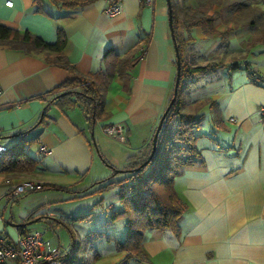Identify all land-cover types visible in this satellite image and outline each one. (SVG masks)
Segmentation results:
<instances>
[{
	"label": "crops",
	"instance_id": "obj_1",
	"mask_svg": "<svg viewBox=\"0 0 264 264\" xmlns=\"http://www.w3.org/2000/svg\"><path fill=\"white\" fill-rule=\"evenodd\" d=\"M7 1L13 4L7 5ZM73 1L69 5L55 0H0V23L29 30L49 43H55L62 30L67 41L61 53L67 64L56 60L57 52L27 50L0 41V145L10 147L26 132V138H34L25 143L26 149L36 160L33 170L0 172V234L11 238L40 229L28 224L21 230L14 224L30 217L49 226L58 223L55 218L67 222V212L47 203L56 190L72 194H62L58 200L83 202L70 214H79L84 208L93 212L81 219L82 236L93 238L99 227L91 220L99 218L101 211L109 215L110 210L107 206L100 212L94 209L99 192L84 195L75 191L89 188L86 192H90L96 187L94 182L112 174L104 158L124 168L131 160L144 157L174 92L176 50L164 0H156L154 6L123 0L120 11L113 14L105 10L107 0ZM231 27L236 30L229 24L224 31ZM180 32L187 37L181 23ZM192 34L188 42L201 55L199 47L209 36L200 28ZM227 43L230 61L211 74L220 88L214 89L207 76L185 96L186 109L203 114V124L197 130L200 161L185 165L174 181L177 194L186 203L179 231L147 229L143 248L149 261L132 259L130 264H264V124L258 116V107L264 102V41H251L234 31ZM109 49L120 55L121 64L106 90L100 119L91 121L81 105L54 101L61 85L78 75L104 70ZM233 63L238 67L230 68ZM201 87L207 100L199 105ZM209 99L213 101L210 105ZM118 122L126 126V142L103 130L104 125ZM111 142L115 148L109 146ZM41 144L48 147V154L41 153ZM27 180L64 188L41 187L11 195L15 184ZM113 200L111 206L121 208L119 199ZM15 202L40 203L23 208ZM116 221L120 229L109 232L106 239L98 232L101 241L112 245L106 253L109 259L104 261L98 251L92 264H114L126 254L117 241L125 236L127 220ZM73 252L71 248L65 254Z\"/></svg>",
	"mask_w": 264,
	"mask_h": 264
},
{
	"label": "trees",
	"instance_id": "obj_2",
	"mask_svg": "<svg viewBox=\"0 0 264 264\" xmlns=\"http://www.w3.org/2000/svg\"><path fill=\"white\" fill-rule=\"evenodd\" d=\"M55 1L69 5L74 3L73 0ZM198 2L200 5L198 9L181 14L176 2L172 0L175 35L182 58L181 79L177 98L164 120L154 155L147 164H144L153 148L152 138L146 155L138 161L131 160L124 168H121L124 169L123 172H115V169L118 168L104 158L105 162L113 169L112 174L94 182L92 186L96 187L90 192H86L89 188L75 191V193L81 192L88 195L100 193L112 187H119L118 198L121 208L114 206L107 208L110 210L109 214L112 219L126 218L127 220L125 236L122 240L117 241L118 248L125 251L126 254L114 264H130L132 259L141 262L149 261L143 248L147 229L170 227L179 231V218L186 203L177 194L174 181L185 165L200 161L201 150L197 145V130L203 124V114H196L186 109L187 99L184 96V91L191 88L200 78L225 65L217 61L196 65L187 59L184 55L185 45L193 39V30L200 28L207 36L218 34L223 39L228 36L231 29L219 31L216 26L217 21L229 22L240 15H249V24L253 30H257V22L263 18L262 10L253 7L249 0H198ZM216 6L219 8H215ZM209 8H214L213 12L209 13ZM180 23L187 31V37L180 32ZM58 34V40L55 43H49L29 30L20 31L0 23V41L27 50L57 52L56 60L67 64L64 55L61 54L67 43L66 37L62 30H59ZM104 61L106 63L104 70L78 75L74 80L61 85L54 101L60 99L63 103H68L69 106L81 105L91 121L96 122L100 119L105 111L106 90L116 75L121 58L114 49H109L104 56ZM236 67H238L237 63L230 66V68ZM19 136L21 137L19 141L8 147L10 153L5 156L2 154L0 157V172H22L34 169L36 160L29 154L25 144L33 142L34 138H26V132L20 133ZM119 173L126 174L119 179H113ZM41 186L42 188H64L53 183H45ZM92 214V211L82 212L80 217L85 219L91 217ZM43 217L41 216L40 219ZM31 219V217L27 218L23 222L26 223ZM55 220L59 224H68L60 218H55ZM26 227L27 225L20 228L24 230ZM70 230L74 236L73 230L71 228ZM22 233H26V231ZM73 260L71 258L68 264Z\"/></svg>",
	"mask_w": 264,
	"mask_h": 264
},
{
	"label": "rangeland",
	"instance_id": "obj_3",
	"mask_svg": "<svg viewBox=\"0 0 264 264\" xmlns=\"http://www.w3.org/2000/svg\"><path fill=\"white\" fill-rule=\"evenodd\" d=\"M164 1H165V3H167V0H164ZM174 2H176V5L181 10V14H185L186 12H192L193 10L198 9L200 6L198 0H174ZM249 2L253 7L257 8L258 10H262V12H263V18L261 20H258V22H257V28L258 29L253 30V27L251 26V24H249L250 23L248 21L249 15H240L235 20H231L229 22L217 21L216 26L220 31H224L229 24H233L234 27L236 28V30H233V27H231L232 32L230 31L228 36H225L223 39H221L220 35H218V34L213 35V36H209L208 40L206 42L202 43V45L200 47L198 44V47L202 48V50H203V53L201 55H199V53H200L199 49L197 51L195 49V47H193L194 46L193 42H187V44L185 46V53H186V56H188V58L190 59V61L192 63L198 65V64L208 63L210 61H217V62H220L222 64L223 63L225 64L226 62H228V59L229 58L231 59V53L228 49L227 41H228V38L230 37V35L234 33V31H235V33H238L239 31H240V33L242 32L251 41H254V40L255 41H257V40L258 41H264V39H263L264 38V0H249ZM215 8H219V6H216ZM213 10H214V8H209L208 12L211 13V12H213ZM262 36H263V38H262ZM206 44H207V46H205ZM234 54L236 57L238 56L237 53H234ZM230 59H229V61H230ZM217 70L214 72H217ZM214 72H211L208 75L200 78L191 88L189 87V89H186L184 91L185 92L184 96L191 94V92L193 91V89L195 88L197 83H199L201 80H204L205 77H207V76L209 77V78H207V81L211 80L213 82V84H211V85L214 87V89H216V88L219 89L220 83L216 80L217 79L216 77L211 75ZM203 82L205 83L206 81H203ZM227 84H229V82H227ZM204 92L205 91L202 87L198 89L197 98H201L197 102L198 104L199 103L202 104L203 101L207 100L204 97V95H202ZM210 92L211 91H209L208 93H210ZM212 93L213 92H211V94ZM210 103H211V99H209V101H207L208 105H210ZM192 107H194V106H191V108H190L191 110L193 109ZM109 146L112 148L116 147L114 142H111L109 144ZM108 161L110 162V160H108ZM125 174L126 173H119L113 179H119L120 177H123ZM54 192H55V194L52 197V201L47 202V203L50 204L52 209H57L60 207L62 211L67 212L68 215L70 216L67 220L68 224L55 223V224H53V227L55 228V230H53V229H50V226H49L50 224H45V222L43 220H39L37 222L29 224L28 227L29 228H40V229H42L44 231L45 240L47 242L51 241L52 243L55 244L54 246L61 247L64 252L73 248L74 252L76 253L75 256L77 257L78 260H76V261L73 260L69 264H92L93 261L95 260L96 253L98 251L102 254L101 258L104 261L108 260L110 255L106 254V253L111 249L112 245L108 241H101L100 236L102 235L106 239L107 237H109L108 234L118 231V229H120V222L116 221L119 218L116 220L112 219L110 214L104 215V213L101 210L104 206H107V207L111 206L110 203L114 201L113 199L116 200L115 202H118L119 187H112V188H109L107 190H104V191L100 192L98 196L95 197V201H96L95 204L96 205L94 206V209H96L98 212H100V211L101 212H100L99 218H97V217L93 218V220H91V221H93V224H92L93 226L98 225L99 231L96 232L97 234H95L93 236V238H87V239H85L81 233L82 223H81V217L80 216H81L82 210L85 213L89 212L88 208H84V209L80 208L81 210H80L79 214H70L77 208L76 207L77 204H81L83 202H65V201L58 200V199H62L63 195L64 196H70L72 194H70V192H66V191H62V190L61 191L56 190ZM15 203H17L15 205L22 203L21 207L24 208L28 205L33 206V205H36L40 202H15ZM15 209H17V208L15 207ZM57 225L59 226L58 228H57ZM70 228L73 230L74 234L76 232H78V233H76V235L73 236ZM98 232H101V235L98 234ZM77 235H79L80 239ZM101 242H104V244H102ZM96 249H98V250H96ZM74 252L71 254V256H69L70 254H66V257L68 258V260L73 258ZM69 257H71V258H69Z\"/></svg>",
	"mask_w": 264,
	"mask_h": 264
},
{
	"label": "built area",
	"instance_id": "obj_4",
	"mask_svg": "<svg viewBox=\"0 0 264 264\" xmlns=\"http://www.w3.org/2000/svg\"><path fill=\"white\" fill-rule=\"evenodd\" d=\"M143 4L154 6L156 0H140ZM105 10L110 13L120 11L123 0H107ZM7 5H12L13 1H7ZM3 88L0 84V94ZM259 121L264 124V102L258 107ZM237 121L236 117L231 118ZM103 130L111 137L126 142L127 130L122 122L106 124ZM8 150L6 145H0V155ZM41 153L48 154L49 149L44 144L40 145ZM40 183L27 180L15 184L11 190V195L15 196L31 190L40 189ZM50 229H54L50 226ZM69 260L65 252L59 246L51 245L44 238V231L34 229L33 231L21 233L17 238H11L0 234V264H68Z\"/></svg>",
	"mask_w": 264,
	"mask_h": 264
},
{
	"label": "water",
	"instance_id": "obj_5",
	"mask_svg": "<svg viewBox=\"0 0 264 264\" xmlns=\"http://www.w3.org/2000/svg\"><path fill=\"white\" fill-rule=\"evenodd\" d=\"M167 4H168V9H169V26H170V29H171V32H172V37H173V40H174L175 50H176L177 74H176V80H175L173 96H172L168 106L166 107L165 111L163 112V114H162V116H161V118L159 120V123L157 125V128H156L154 136H153V148H152L151 154H150L149 158L144 162V164H147L150 161L151 157L154 155V153H155V151L157 149V141H158V138H159V135H160L164 120H165V118H166L171 106L173 105V103L175 102V100L177 98L178 91H179V85H180V79H181L182 58H181L180 48L178 46V42L176 40V35H175L172 0H167ZM123 171H124V169H121V168L115 169V172H117V173L118 172H123ZM34 221H36V219L35 220H30V221H28L26 223H24V222H21V223L14 222V224L16 226H25V225H28V224L34 222Z\"/></svg>",
	"mask_w": 264,
	"mask_h": 264
}]
</instances>
